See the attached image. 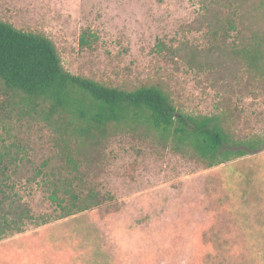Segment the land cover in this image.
<instances>
[{
    "label": "rangeland",
    "instance_id": "374dc122",
    "mask_svg": "<svg viewBox=\"0 0 264 264\" xmlns=\"http://www.w3.org/2000/svg\"><path fill=\"white\" fill-rule=\"evenodd\" d=\"M228 15L237 29L222 43L206 24ZM0 21L44 33L71 74L126 90L157 85L178 111L227 109L236 134L264 136V81L245 84L253 72L234 54L264 31V0H0ZM84 31L97 39L80 44ZM159 41H187L210 64L188 68ZM5 102L0 91V143L21 144L36 162L53 154L45 121ZM96 171L90 184L109 203L1 237L0 264H264V147L206 167L118 133ZM16 190L36 216L52 211L35 183Z\"/></svg>",
    "mask_w": 264,
    "mask_h": 264
},
{
    "label": "trees",
    "instance_id": "16d2710c",
    "mask_svg": "<svg viewBox=\"0 0 264 264\" xmlns=\"http://www.w3.org/2000/svg\"><path fill=\"white\" fill-rule=\"evenodd\" d=\"M235 21V16L228 15L206 27L211 32L220 30L224 43L229 32L237 29ZM90 38L97 36L84 31L79 42L88 45ZM251 40L234 50L245 70L253 72L245 78L248 85L264 81V31ZM157 47L183 58L188 68L201 70L210 64L187 41L177 48L159 41ZM0 91L11 112L37 115L45 121L54 149L36 162L21 144L0 143V238L21 233L28 224L41 225L109 203L111 196L96 190L90 178L97 176L106 143L118 133L149 136L206 167L264 147V136H240L231 129L227 121L232 112L227 109L183 113L157 85L126 90L71 74L49 37L5 21H0ZM19 182L38 185L52 211L36 216L16 190Z\"/></svg>",
    "mask_w": 264,
    "mask_h": 264
}]
</instances>
